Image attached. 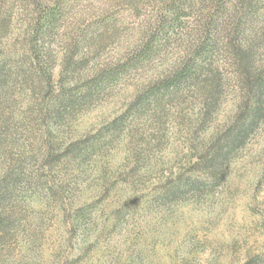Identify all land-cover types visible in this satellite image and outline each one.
<instances>
[{
	"label": "rangeland",
	"instance_id": "1",
	"mask_svg": "<svg viewBox=\"0 0 264 264\" xmlns=\"http://www.w3.org/2000/svg\"><path fill=\"white\" fill-rule=\"evenodd\" d=\"M263 86L264 0H0V264H264Z\"/></svg>",
	"mask_w": 264,
	"mask_h": 264
},
{
	"label": "trees",
	"instance_id": "2",
	"mask_svg": "<svg viewBox=\"0 0 264 264\" xmlns=\"http://www.w3.org/2000/svg\"><path fill=\"white\" fill-rule=\"evenodd\" d=\"M187 70H189V73H190L189 76L191 77V72H190V71H191L192 69L190 68V69H187ZM109 75L111 76V74H109ZM105 76H107V75H105ZM105 76H104V77H105ZM110 76L108 77L109 79L107 78V80H110V79H111ZM186 78H187V77L184 76V75L182 74V75H180L179 77L176 78V79H177L176 82H172V83H169V82H168V83H167V86L170 87V86H173V84H175V83H176V84H177V83H181V82H182L183 80H185ZM103 80H104V78H102V80L99 81V82H98L97 84H95V85L100 87L101 84H103V82H104ZM102 86H103V85H102ZM263 90H264V86H263ZM261 110H262V109H259V108H258L257 112H261ZM247 132H248V129H247V128H243V129L241 130V132L238 133V134L236 135V137L234 138V140H233L232 143H233V144H236V145L239 144V143L241 142V140L244 139V137L246 136Z\"/></svg>",
	"mask_w": 264,
	"mask_h": 264
}]
</instances>
